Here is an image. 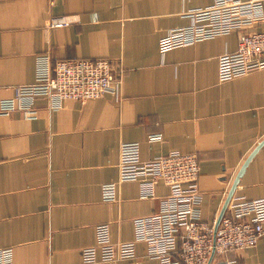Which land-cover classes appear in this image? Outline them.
Here are the masks:
<instances>
[{
    "label": "crops",
    "instance_id": "0c3cea01",
    "mask_svg": "<svg viewBox=\"0 0 264 264\" xmlns=\"http://www.w3.org/2000/svg\"><path fill=\"white\" fill-rule=\"evenodd\" d=\"M211 2L0 0V102L34 82L40 55L105 57L124 68L116 94L59 108L39 99L32 119L0 114V247H13L14 264H160L143 242L133 260L83 262L97 225L109 223L114 242L131 241L133 219L156 212L170 192L158 181L155 196L142 198L139 182L124 181L116 200H103L102 184L119 178L122 142L139 141L143 160L197 153L203 218L217 221L239 170L264 140V67L219 79V56L238 49L239 31L159 48L170 30L191 23V10ZM62 17L66 24L50 26ZM157 133L162 139L150 141ZM234 195L264 198V144ZM219 259L264 264V235Z\"/></svg>",
    "mask_w": 264,
    "mask_h": 264
},
{
    "label": "built area",
    "instance_id": "2783aa9c",
    "mask_svg": "<svg viewBox=\"0 0 264 264\" xmlns=\"http://www.w3.org/2000/svg\"><path fill=\"white\" fill-rule=\"evenodd\" d=\"M191 23L170 30L159 41L161 53L196 42L239 31L235 52L219 56V79L230 80L264 67V0H212L191 10ZM54 18L50 26L66 24ZM35 80L17 85L14 96L0 102V114L19 111L25 118L38 115L37 101L45 99L53 108L66 100L86 102L106 93H118L124 68L111 58H72L52 60L37 57ZM162 134H151L150 141ZM200 159L197 153L172 151L150 160L141 157L139 141L122 142L119 178L102 184L105 201L117 199L118 183L137 181L140 196H155L158 181L170 192L160 199L159 209L133 219L134 239L114 242L109 223L96 226V244L83 248L84 263L118 262L138 256L137 244L146 245L145 255L160 264H242L235 259H219L233 249L257 245L264 235V198L233 195L227 213L218 226L203 218V192L200 188ZM0 264H14V249L0 247Z\"/></svg>",
    "mask_w": 264,
    "mask_h": 264
},
{
    "label": "water",
    "instance_id": "95a60500",
    "mask_svg": "<svg viewBox=\"0 0 264 264\" xmlns=\"http://www.w3.org/2000/svg\"><path fill=\"white\" fill-rule=\"evenodd\" d=\"M264 144V140L262 142H260L258 144V146L255 148V150L248 156V158L246 159V161L244 162V164L242 165L241 169L239 170L235 180H234V183L232 185V188L230 189V192L226 198V201L222 207V210L218 216V219H217V222H216V226L219 225L221 219L223 218L224 214H225V211L226 209L228 208V205H229V202L232 198V196L234 195L235 193V189L239 183V180H240V177L242 176L244 170L246 169V166L248 165V163L250 162V160L252 159V157L256 154V152L258 151V149Z\"/></svg>",
    "mask_w": 264,
    "mask_h": 264
}]
</instances>
